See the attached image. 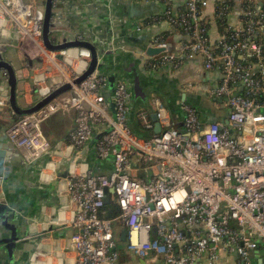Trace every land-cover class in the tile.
Returning a JSON list of instances; mask_svg holds the SVG:
<instances>
[{
	"label": "built area",
	"instance_id": "1",
	"mask_svg": "<svg viewBox=\"0 0 264 264\" xmlns=\"http://www.w3.org/2000/svg\"><path fill=\"white\" fill-rule=\"evenodd\" d=\"M13 1L0 5L9 28L20 40L32 39L49 62L37 67L22 64L26 70L40 69V75L31 78L40 100L80 72L63 60V54L59 59L43 49L38 8ZM159 1L165 8L157 20L187 39L176 55L156 36L151 45L165 53L147 58L145 67L178 68L185 59L198 58L205 73L219 71L220 82L214 88L192 83L182 88L221 100L224 121L204 125L194 107L180 102V131L163 101L154 96L151 103L161 131L153 132L149 113L141 109L138 124L150 134L137 137L127 122L126 85L115 86L113 122L100 94L105 79L94 74L37 112L12 116L6 135L30 163L51 149L42 125L53 114L75 113L68 136L75 150L87 142L93 126L111 124L112 130L96 144V155L112 158V171L87 172L67 182L75 264H118L119 230L126 232L127 251L158 264H264V9L243 3L237 25L227 36L211 41L203 19L209 0H186L176 14L166 0ZM220 16L217 11L216 18ZM82 57L86 66L88 57ZM7 98L0 91V111L8 105ZM107 190H113L110 202L116 210L110 218L104 204Z\"/></svg>",
	"mask_w": 264,
	"mask_h": 264
},
{
	"label": "water",
	"instance_id": "2",
	"mask_svg": "<svg viewBox=\"0 0 264 264\" xmlns=\"http://www.w3.org/2000/svg\"><path fill=\"white\" fill-rule=\"evenodd\" d=\"M25 2L24 0H22ZM145 2L136 0H44L42 8H38L41 15V41L45 50L58 53V58L62 59V54L70 56L75 53L78 57H88L86 66L72 80L71 83H65L53 90L46 97L38 100L33 106L23 108L20 106L17 97V82L18 72L22 68L21 60L16 56V47L20 41L19 36L12 29H8L9 25L5 16L0 14V91L6 92L8 96V105L0 111V225H5L10 231V236L1 238V245L4 250L10 254L11 249L15 247V242L22 238L29 239L34 234V239H38L37 232L49 233L52 230H60V234L71 228L68 226L73 219V210L68 194L67 182L68 179L82 175L87 172L99 173L93 166L97 165L99 159L96 155V144L100 138L112 130L111 124L93 126V133L80 150H75L71 158L66 160V167L57 178L53 179L50 184H41L34 182L28 186L41 187L38 190L42 192L44 199L48 197L49 192L60 194L62 188L58 185L60 178L64 179L65 197L62 198L59 209L51 217L39 221L35 217L24 215L20 218L17 210L13 209V203H10L5 191V184L9 183L11 171H22L23 173H32L35 178L41 177V170L47 168L53 154L51 149L28 163L14 147L6 135V130L12 123V116L22 117L37 112L45 105L53 101L58 96L67 93L71 90L72 85L80 84L85 78L98 74L103 76L105 81L100 89L104 101L107 104L108 112L111 115L113 122L115 121L116 108L114 91L117 83H124L129 93L127 102V120L130 115L134 114L136 104H141L147 107L150 112L154 111L151 103L150 94L159 97L167 109L173 113L177 107H180V102L188 103L190 97L184 93H179L180 102L176 104L175 95L169 90L162 89L153 84V80L141 72V68L136 65V62H129L126 56H133L137 51L132 47L133 44L140 46L137 53L142 52L146 58L159 57L165 53V49L154 47L151 42L160 32L149 36L147 44L143 41L147 40L148 35H137L136 29H132V23L151 18L159 17L164 12V4L159 0H144ZM7 0H0V5H4ZM158 2V3H157ZM27 3V2H25ZM33 3V2H31ZM159 3L162 5H159ZM34 4V3H33ZM35 5V4H34ZM66 12V15H64ZM67 21V22H66ZM167 23L155 24L152 27L158 28ZM137 46V47H138ZM168 49V47L166 48ZM18 50V49H17ZM135 53V54H134ZM141 54V53H140ZM26 58V56L23 57ZM139 63V62H138ZM153 96V97H154ZM177 96V95H176ZM152 98V97H151ZM165 100V102H164ZM202 105L199 98L193 101ZM204 105V104H203ZM12 113V115H11ZM218 116V114L216 115ZM211 117V116H210ZM151 119L154 123V133H160L161 128L157 122L156 115L153 113ZM183 119V115H182ZM212 123V118L206 120ZM130 127V126H129ZM136 130H141L137 127ZM137 137V133L134 132ZM141 138V137H140ZM86 157V159H85ZM112 160V158H110ZM81 164L83 171L76 173L75 165ZM91 169V170H90ZM113 169V161H112ZM112 169L109 171L111 172ZM108 172V173H109ZM113 190H107L104 197V204L107 207V217H111L114 210L113 204L110 202V194ZM68 210L70 217H65ZM16 219L18 222L19 231L16 232L14 226H11L7 220ZM31 229L28 231V229ZM71 234V233H70ZM31 235V236H30ZM71 237V235H70ZM126 232L122 231L120 240L125 241ZM69 246L73 250L69 238ZM74 251V250H73ZM30 255H22V264H28Z\"/></svg>",
	"mask_w": 264,
	"mask_h": 264
},
{
	"label": "crops",
	"instance_id": "3",
	"mask_svg": "<svg viewBox=\"0 0 264 264\" xmlns=\"http://www.w3.org/2000/svg\"><path fill=\"white\" fill-rule=\"evenodd\" d=\"M25 2H33L37 8H42L44 5V0H24ZM145 2L144 0H136ZM169 3L172 11L176 14L178 11L182 10L185 6L186 0H166ZM160 2V1H159ZM251 2L255 4L256 7L264 9V0H209L207 8L204 10L203 19L206 22L207 35L211 41H216L221 37V28L217 22L216 12L220 11L221 15L223 14L224 20L226 22L225 31L231 29L237 25L240 21L241 6L243 3ZM158 3V2H157ZM161 3V2H160ZM159 5L162 8V5ZM219 5H224L219 8ZM225 12V14H224ZM66 15V12H64ZM158 17L148 19L146 21L140 20L135 24L132 23L131 28L136 29L137 35H148L147 40L143 41V44H147L150 40L149 36L155 34L157 31L160 32L159 37L163 38V42L167 45V51L169 53L178 54L180 52L183 43L186 41V36L178 31L173 29L170 26H165L162 24L159 29L153 28L155 24L162 23L157 20ZM67 22V21H66ZM165 23V22H163ZM8 29H10L8 27ZM22 42V40H21ZM152 42V41H150ZM133 44L132 47L135 51L138 52L140 46ZM17 49L19 48V43ZM15 51L16 56L21 60V63H29L33 67L41 65L39 58L35 57L34 51H29L27 54L19 51ZM138 49V50H136ZM133 56H126V59L129 62H136L141 68V72L146 74L149 78L153 80V84L162 87V89L169 90L173 95H175V102L178 104L179 93H184L183 86L187 83H192L202 86H210L212 88L218 86L221 78L219 71L213 72H204L201 69V60L198 58L185 59L183 63L178 68H173L170 65H166L158 70H150L145 67L146 57L142 52L137 53ZM34 55V56H33ZM65 60L70 66L75 70L80 72L85 66V58L76 56L75 53L67 56L63 54ZM26 56V58L23 57ZM32 57V58H31ZM24 62V63H23ZM139 62V63H138ZM23 66V65H22ZM41 67V66H40ZM38 73L40 75V69L33 70L27 68H21L18 72V82H17V97L21 107L28 108L33 106L39 99L36 96V89L32 84V75ZM179 92V93H178ZM188 97H190V102L194 101L195 98H199L203 103L200 107V115L203 120L212 118V121H224L226 119V111L223 106L220 104L221 100H209L207 96L200 91H187L185 92ZM156 94H150V99ZM177 95V96H176ZM165 102V100H164ZM167 105V103L165 102ZM204 104V105H203ZM167 108V107H166ZM141 109L147 110V107L141 104H136L135 111L133 115L129 116L127 120L128 125L132 132L137 133L138 136L144 137V135H149L150 132L146 130H136L137 127H140L137 120V112ZM149 113L150 120L151 115L154 112ZM169 116L174 124V126L183 131L182 125V111L180 107H177L176 110H173V113L168 109ZM218 114V116H216ZM111 116V115H110ZM211 116V117H210ZM74 117L75 113L70 114H53L50 116L42 125V130L44 135L50 141L52 158L50 159L49 165L47 168L42 169L41 177L35 178V175L32 173H23L22 171H11L9 183L5 184V191L2 192V195H7L10 203H13V209L17 210L20 214V218L24 215L32 216L42 221L47 217H51L59 209L58 207L61 204L62 198L65 197L64 188V179L60 178L58 183L61 186L62 190L60 194L55 190V192L48 191V197L46 199L42 192L43 190H38L40 186L33 187L28 186L25 182L33 184L34 182H39L41 184H50L52 180L57 178V176L65 170L66 160L71 158L73 155V148H71L68 136L74 128ZM200 119V120H201ZM146 133V134H145ZM86 159V157H85ZM98 164L93 166L92 169H95L104 174L108 173L112 169V160L110 158L105 160H98ZM75 172L79 173L83 171V166L81 164L75 165ZM91 170V169H90ZM52 181V182H51ZM70 211L68 210L65 214V217H70ZM11 226H14L15 231H19L18 222L16 219L7 220ZM28 231L32 232L29 228ZM60 230H52L49 233L43 231L37 232L38 239H34V234L29 239L22 238L15 242V247L11 249L10 254L7 250H4V246L0 244V264H22V255H30V260L28 264H75L76 254L69 246V238L73 233L71 229L70 232H63L61 235ZM121 230H119L118 244L116 249L119 252V261L118 264H158L157 261L151 260L148 257L140 258L133 255L131 252L126 250L125 241L120 240ZM71 233V234H70ZM10 236V231L5 227V225H0V239ZM31 236V235H30ZM2 240H0V243Z\"/></svg>",
	"mask_w": 264,
	"mask_h": 264
},
{
	"label": "rangeland",
	"instance_id": "4",
	"mask_svg": "<svg viewBox=\"0 0 264 264\" xmlns=\"http://www.w3.org/2000/svg\"><path fill=\"white\" fill-rule=\"evenodd\" d=\"M0 14L1 15H3L4 16V9L3 8H0ZM42 46H43V44H42ZM19 51H21L20 49H22V52L25 54H27V52H29V51H34V53L36 52H38V56H37V58H42L41 60V62H42V64L43 65H48L49 64V62L47 61V59L46 58H44L43 57V55H42V53L40 52V50H39V47H37L34 43H33V41H32V39H30V38H28V37H25V38H23V40H22V42H21V40L19 41ZM43 49H44V47H43ZM56 54V53H55ZM58 54V53H57ZM28 55V54H27ZM34 56V55H33ZM32 58V57H31ZM52 60H54L56 63H59L58 62V60L56 59V57H52ZM112 225H114V222H112ZM116 244H118V242L116 243ZM233 260H234V258H233ZM232 264H234V263H232Z\"/></svg>",
	"mask_w": 264,
	"mask_h": 264
},
{
	"label": "trees",
	"instance_id": "5",
	"mask_svg": "<svg viewBox=\"0 0 264 264\" xmlns=\"http://www.w3.org/2000/svg\"><path fill=\"white\" fill-rule=\"evenodd\" d=\"M224 5H219V8L220 7H223ZM221 9V8H220ZM224 14H225V12H224ZM217 22H218V24H219V26H220V28H221V35H224V36H227L228 35V32L227 31H225V28H226V22H225V20H224V16H223V14L217 19ZM161 40L163 41V38H161ZM188 104H190L192 107H194L195 108V110L197 111V113H198V115H199V118L201 119V113H200V107H199V103L198 102H196V104H194L193 103V101H189L188 102ZM214 121H218V120H214ZM213 121V122H214ZM201 122H202V124H208V121H206V119H204L203 118V120L201 119ZM146 134V133H145ZM148 137V135H144V137L143 138H147ZM116 215V210H115V207H114V210H113V212H112V217H114Z\"/></svg>",
	"mask_w": 264,
	"mask_h": 264
},
{
	"label": "bare ground",
	"instance_id": "6",
	"mask_svg": "<svg viewBox=\"0 0 264 264\" xmlns=\"http://www.w3.org/2000/svg\"><path fill=\"white\" fill-rule=\"evenodd\" d=\"M13 2H14L15 5L17 4V0H14Z\"/></svg>",
	"mask_w": 264,
	"mask_h": 264
}]
</instances>
